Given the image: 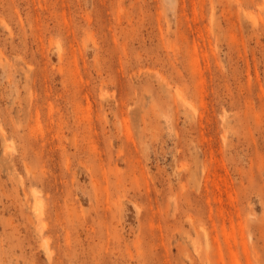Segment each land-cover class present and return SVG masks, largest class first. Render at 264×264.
Wrapping results in <instances>:
<instances>
[{
  "label": "rangeland",
  "instance_id": "obj_1",
  "mask_svg": "<svg viewBox=\"0 0 264 264\" xmlns=\"http://www.w3.org/2000/svg\"><path fill=\"white\" fill-rule=\"evenodd\" d=\"M0 264H264V0H0Z\"/></svg>",
  "mask_w": 264,
  "mask_h": 264
},
{
  "label": "bare ground",
  "instance_id": "obj_2",
  "mask_svg": "<svg viewBox=\"0 0 264 264\" xmlns=\"http://www.w3.org/2000/svg\"><path fill=\"white\" fill-rule=\"evenodd\" d=\"M59 48V47H58ZM47 253V252H46Z\"/></svg>",
  "mask_w": 264,
  "mask_h": 264
}]
</instances>
